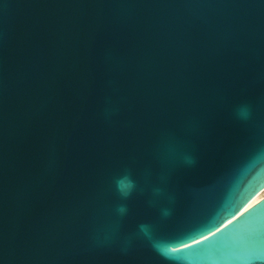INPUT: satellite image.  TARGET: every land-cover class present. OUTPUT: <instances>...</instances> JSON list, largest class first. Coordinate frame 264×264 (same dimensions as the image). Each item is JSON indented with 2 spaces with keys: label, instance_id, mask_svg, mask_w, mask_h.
I'll use <instances>...</instances> for the list:
<instances>
[{
  "label": "water",
  "instance_id": "1",
  "mask_svg": "<svg viewBox=\"0 0 264 264\" xmlns=\"http://www.w3.org/2000/svg\"><path fill=\"white\" fill-rule=\"evenodd\" d=\"M262 190L264 0H0V264H264Z\"/></svg>",
  "mask_w": 264,
  "mask_h": 264
},
{
  "label": "clouds",
  "instance_id": "2",
  "mask_svg": "<svg viewBox=\"0 0 264 264\" xmlns=\"http://www.w3.org/2000/svg\"><path fill=\"white\" fill-rule=\"evenodd\" d=\"M117 190L123 197H127L132 188L134 187L133 182L127 177L120 178L116 181ZM123 211V209H121Z\"/></svg>",
  "mask_w": 264,
  "mask_h": 264
},
{
  "label": "bare ground",
  "instance_id": "3",
  "mask_svg": "<svg viewBox=\"0 0 264 264\" xmlns=\"http://www.w3.org/2000/svg\"><path fill=\"white\" fill-rule=\"evenodd\" d=\"M262 197H264V190H262L261 192H259L257 195H255L243 208L247 209L248 207H250L251 205H253L254 203H256L257 201H259Z\"/></svg>",
  "mask_w": 264,
  "mask_h": 264
}]
</instances>
